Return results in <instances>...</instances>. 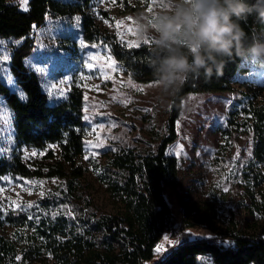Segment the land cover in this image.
<instances>
[{"label": "trees", "instance_id": "obj_1", "mask_svg": "<svg viewBox=\"0 0 264 264\" xmlns=\"http://www.w3.org/2000/svg\"><path fill=\"white\" fill-rule=\"evenodd\" d=\"M91 0H27L26 9L0 0V39L9 40L10 71L21 96L0 80V97L12 113L13 141L39 150L55 145V164L46 172L32 171L18 155L0 158V179L8 174L24 178L49 177L60 181L59 188L34 200L26 210H0V264H146L154 259L162 236L175 225V217L163 190L176 187L179 161L168 154L177 138V120L182 102L190 94L220 93L229 89L234 76L247 71L234 56L226 61L221 74L210 79H191L173 96L165 133L151 151L139 153L123 149L111 154L103 164H94L97 181L112 198V210L98 206L89 193L87 169L77 160L84 154L83 97L72 90L67 99L50 102L42 90L40 76L26 66L33 53L36 30L47 15L76 16L82 39L87 44L102 41L109 46L114 61L139 83L154 82L149 69L152 43L127 47L115 36L101 31L86 14ZM242 27L250 35L260 30L254 16ZM241 115V118H238ZM233 117V118H232ZM240 119V120H237ZM226 129L251 134V160L243 172L254 186L262 178L252 166L264 162V102L248 101L234 114L229 113ZM53 153L48 152L47 158ZM264 215V206L253 204ZM71 213V215H70ZM185 227L224 223L222 239H188L172 248L155 264H264V238L246 236L243 221L222 206L208 204L204 210L181 201ZM74 217V218H73Z\"/></svg>", "mask_w": 264, "mask_h": 264}, {"label": "rangeland", "instance_id": "obj_2", "mask_svg": "<svg viewBox=\"0 0 264 264\" xmlns=\"http://www.w3.org/2000/svg\"><path fill=\"white\" fill-rule=\"evenodd\" d=\"M7 2L26 9L27 0ZM162 2L91 0L86 14L101 31L115 36L119 43L137 47L145 43L136 38L133 17L141 11L151 12L149 7L153 10ZM36 38V47L25 64L39 74L42 90L50 102L67 99L72 90L82 94L85 145L77 164L87 169L85 180L96 204L110 212L112 198L97 181L92 166L103 164L111 154L123 149L139 153L151 151L165 133L174 95L161 97L155 82L135 81L114 61L109 46L102 41L85 43L76 16L47 15L44 25L36 30ZM148 40V44L152 43ZM9 42L0 39V80L21 96L10 71ZM243 66L247 71L236 74L227 91L190 94L182 102L176 124L177 138L168 147V154L179 161L177 185H167L163 190L175 225L163 234L158 243L161 250L157 251L156 247L154 259L146 264H155L164 258L185 237L222 239L226 233L221 220L185 227L181 216L182 200L201 210L210 203L216 207L223 205L241 218L246 236L264 238V215L253 209V204L264 206V162L252 166L254 173L262 178L261 183L254 186L243 175L251 160V134L231 131L228 137H223L220 133L227 128L229 113L234 114L241 104L264 102V65L245 59ZM49 151L53 153L51 159L47 158ZM58 153L55 145L44 150L27 146L16 148L12 113L0 97V158L6 160L18 155L30 170L46 172L48 164H55ZM59 185L57 178L5 175L0 179V210H26L34 200Z\"/></svg>", "mask_w": 264, "mask_h": 264}, {"label": "clouds", "instance_id": "obj_3", "mask_svg": "<svg viewBox=\"0 0 264 264\" xmlns=\"http://www.w3.org/2000/svg\"><path fill=\"white\" fill-rule=\"evenodd\" d=\"M250 16L261 26L255 35L242 27ZM133 28L137 40L152 41L148 66L161 97L221 74L234 56L264 65V0H163L138 12Z\"/></svg>", "mask_w": 264, "mask_h": 264}, {"label": "snow or ice", "instance_id": "obj_4", "mask_svg": "<svg viewBox=\"0 0 264 264\" xmlns=\"http://www.w3.org/2000/svg\"><path fill=\"white\" fill-rule=\"evenodd\" d=\"M148 10H149V11H152V8L149 7ZM129 31L131 32L132 29H129ZM143 42H144L145 44H148V43H149V40L146 38V39L143 40ZM133 46H135V45H129V47H133ZM29 207H31V205H29ZM70 215H71V213H70ZM73 218H74V217H73ZM165 239L167 240L168 238L165 237ZM160 250H161V246H160V245H157V251H160Z\"/></svg>", "mask_w": 264, "mask_h": 264}]
</instances>
